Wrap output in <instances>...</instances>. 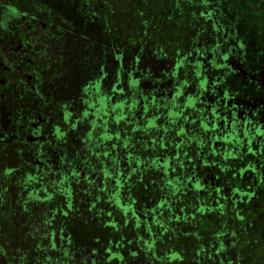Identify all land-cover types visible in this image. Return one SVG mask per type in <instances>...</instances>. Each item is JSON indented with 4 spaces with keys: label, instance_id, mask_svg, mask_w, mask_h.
Listing matches in <instances>:
<instances>
[{
    "label": "flooded vegetation",
    "instance_id": "1",
    "mask_svg": "<svg viewBox=\"0 0 264 264\" xmlns=\"http://www.w3.org/2000/svg\"><path fill=\"white\" fill-rule=\"evenodd\" d=\"M103 2L0 0V201L76 232L88 264H242L228 252L264 227L263 62L229 20L176 45Z\"/></svg>",
    "mask_w": 264,
    "mask_h": 264
},
{
    "label": "trees",
    "instance_id": "2",
    "mask_svg": "<svg viewBox=\"0 0 264 264\" xmlns=\"http://www.w3.org/2000/svg\"><path fill=\"white\" fill-rule=\"evenodd\" d=\"M149 1L108 0L105 3L114 4L115 18L139 19L141 16L144 17L143 10L148 8ZM153 1L155 2L156 16L161 20L164 19L167 23L173 22L176 18L182 20L198 18L194 13L197 8L200 10V6H204L203 3L200 4L201 0ZM216 1H218L219 9L222 8L225 11L222 17L226 20L235 19L236 21V17L228 13V10L231 9L229 5L234 0ZM102 2L103 0H96V3ZM202 2L213 3L208 0H202ZM45 222L46 218L35 217L18 203L0 201V264H88L85 259L90 257L89 248H87L90 243L78 242V235L71 229L61 236H51L45 228ZM251 236L253 233L245 237L239 250L228 252L229 255H239L242 264H253L251 257L257 241L255 243V238H251ZM260 240L262 246L257 248L256 256L257 262L264 264V236ZM260 242L257 245H260Z\"/></svg>",
    "mask_w": 264,
    "mask_h": 264
},
{
    "label": "rangeland",
    "instance_id": "3",
    "mask_svg": "<svg viewBox=\"0 0 264 264\" xmlns=\"http://www.w3.org/2000/svg\"><path fill=\"white\" fill-rule=\"evenodd\" d=\"M104 1L106 2L108 0ZM208 1L213 3L205 4L202 0L200 1V4L203 3L204 6H200V10L197 8L194 13V15L197 14L198 18H185L183 20L176 18L173 22L167 23L164 19L161 20L156 16V7L154 6L155 2L150 0L147 5L148 8L143 10L145 14L144 18L159 20L161 22L162 42L165 41V39H170L172 43L181 45L185 43L186 36L194 33L195 28L199 24L197 19H224L222 14H224L225 11H223L222 8L219 9V5H217L218 1ZM229 7H231V9L228 10V13L236 17V21L235 19H228L231 21V28L234 33H236L235 35L239 37L242 36L248 46V50L255 51L256 53H254V56L257 54L259 61L264 64V0H234ZM258 221L260 222L262 219H258ZM263 229L264 227H261L260 230L257 229L253 236H251V238H255V243L257 241V244L264 236L261 232ZM257 244L253 247L254 253L251 257L253 258L251 259L253 264H260L259 261L257 262L258 258L256 255L257 248L262 246V242H260V245Z\"/></svg>",
    "mask_w": 264,
    "mask_h": 264
}]
</instances>
